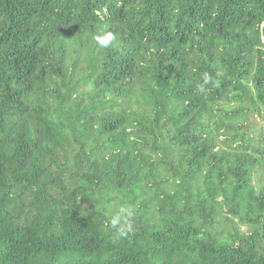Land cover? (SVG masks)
<instances>
[{
	"label": "trees",
	"instance_id": "16d2710c",
	"mask_svg": "<svg viewBox=\"0 0 264 264\" xmlns=\"http://www.w3.org/2000/svg\"><path fill=\"white\" fill-rule=\"evenodd\" d=\"M254 117L264 0H0V264H264Z\"/></svg>",
	"mask_w": 264,
	"mask_h": 264
},
{
	"label": "clouds",
	"instance_id": "9594fccd",
	"mask_svg": "<svg viewBox=\"0 0 264 264\" xmlns=\"http://www.w3.org/2000/svg\"><path fill=\"white\" fill-rule=\"evenodd\" d=\"M115 36L112 32H107L101 30L94 37L95 42L98 46L107 48L115 40ZM209 77L205 74L204 83H207ZM202 87V86H201ZM132 212L124 206H120L118 210L110 217V226L115 230L119 237H127L129 233L133 231L132 222H131Z\"/></svg>",
	"mask_w": 264,
	"mask_h": 264
},
{
	"label": "rangeland",
	"instance_id": "374dc122",
	"mask_svg": "<svg viewBox=\"0 0 264 264\" xmlns=\"http://www.w3.org/2000/svg\"><path fill=\"white\" fill-rule=\"evenodd\" d=\"M251 127L252 130L257 132L260 129L264 128V123H262L259 119H256L255 117L251 120Z\"/></svg>",
	"mask_w": 264,
	"mask_h": 264
}]
</instances>
